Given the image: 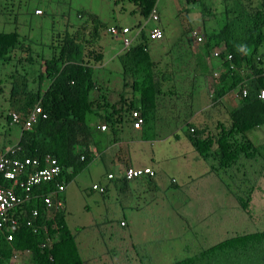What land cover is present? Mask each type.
<instances>
[{
	"label": "clouds",
	"instance_id": "9594fccd",
	"mask_svg": "<svg viewBox=\"0 0 264 264\" xmlns=\"http://www.w3.org/2000/svg\"><path fill=\"white\" fill-rule=\"evenodd\" d=\"M159 1L160 0L156 1L149 16L146 18L142 14L141 7L136 3L137 1L129 0V2L134 3L138 8V11H136L137 22L135 24L137 26L132 28L131 26L121 25L117 22L111 25L107 24L108 26L103 32L101 44L95 48L96 51H98V48L103 45L105 46L104 41L108 36L118 40L122 46L117 52L118 54L115 53L114 58L111 59V61L116 62L115 69L119 74V79L117 78L113 81L111 88H108L104 93L108 100L103 104L100 103L98 115L90 124L93 129H95L96 139L89 148L91 161L86 163V169L83 171H86L91 178H94L98 169L103 168V164L100 161L102 155L114 147L119 148L118 154L121 152L122 139L124 134L126 135L125 131L127 129H131L134 132L132 134H134L138 140L141 139L142 142L140 143H143V140H150L151 136L145 135L144 132L147 120L148 118L152 120L154 116H157L160 97L166 99L167 122L171 127H176L178 132V135L167 137V144H181V146H175L176 152L167 163L169 171L167 181L171 187V191L174 192L177 197L179 195L176 192L177 187L185 188L188 184L198 179L197 175L206 172L205 175L201 177L203 180H198L199 182L195 190V201L197 206L198 208H202L204 212V215L194 217L196 222L192 224V226L195 232L192 233L186 228L185 231L172 229L173 231L169 233V231H171L169 228V231H166L167 234L163 237L162 235H158L154 238L156 241L161 240L162 243L159 244L153 241L154 250L150 252L153 253V256H146L147 250H143L141 247L136 246L131 249L114 247L112 248L113 253H111L110 249H108L103 242L106 241L105 244H109V242H107V238L109 237L104 231L100 234L96 232L94 228L90 229L87 226H83L82 222L80 229L74 231L70 228L68 218L72 214V207L67 204V200L72 195L71 192L75 194V191H70L68 185L57 184L58 192L54 193L52 199L49 198L44 201L46 207V219L44 222L41 220L39 209L35 206H33L30 211L24 209V207L30 205L36 197L28 195L26 191H22L20 195L17 194L15 189L18 185L15 182V176L17 174L26 175L28 173L29 177L27 183L39 187L42 184L54 182L60 177L63 167L60 165L58 158L51 154H47L43 158L20 157L23 152L21 141L24 134L32 131L34 126L38 124L41 119L46 120L48 118V113L45 112L40 102H35L33 106L25 108L18 101H10V93L12 92L11 89L14 81L13 77L21 81L26 76V73L24 76L19 75L24 69L17 68L16 65L20 63L15 60L10 64L12 65L11 68L13 71L10 72L11 75H8V78H10L11 81L7 82L5 87H2L0 84V92L5 95V107H3L5 110L0 116V123H5V125H3L5 138H8L7 143H0V175L5 181H11L13 183L12 187L6 186L5 190L0 189V230L5 227L9 232L6 236L9 242L14 241L15 234L24 224L33 234H42L43 241L40 243L41 245L39 244L41 251L46 252L44 255L47 257L48 261L53 264L55 261L57 244H60V253L62 254V258L57 261L58 264H100L101 262L98 261L99 259L96 257L98 254L103 257L106 256L108 259H113L120 254L128 258L126 253L129 251L143 254L142 260H146L144 264H176L178 262H185V264L239 263L238 257L227 256L226 258L224 255L211 252V249L218 247L232 238L218 242L215 239L204 241L208 239V237L205 235L202 236L204 228L208 231L220 232L222 223L234 217L235 208L233 204L235 202L238 204V209L250 208L251 200L255 198L254 194L256 195L260 190V184L262 179H264V170H262L263 164L261 161V163H259L242 159L243 161L240 165H234L232 167L222 166L220 161H217L212 155L206 153V148H210L212 152L220 148V143H222V127H227L228 129L231 127L232 113L239 106L240 102L247 99L250 94L255 91L253 90L250 92L248 88V84L251 83V80L248 78V75L251 74V68L247 65L238 67L235 64L234 55L227 41H223V38L217 41L211 39L213 49L207 52L205 48L207 39L210 41L209 37L212 35L207 28L219 31L221 24H223V19L225 18V8L228 7L232 11V9L236 7L234 4L239 0H233L232 3H230V0H208L206 5L197 8L195 14H192L190 6H196L200 0H177V3L183 6L184 14L188 20H184L186 23H183V25H172L175 19H170L167 21V27L164 26L162 22L163 17L159 10ZM251 1L252 6L246 9L248 11L247 14L252 16L260 13V16L263 17L261 21L264 20V9L263 7L259 8V6L264 3V0ZM7 2L8 5L6 9L12 14L20 12L21 16L16 18L14 22H12V18H8L5 23L0 25V31L17 33L15 36V46L12 49H7V51H14L12 57L22 61V64L27 63L26 60L30 58V56L23 51V49L29 46L30 42L38 41L44 37L52 39L54 35H60L67 31L72 35L74 34L76 37L80 35L85 38L86 36L88 37L84 31H80L79 29L73 33V29L71 28L75 27L74 24H79L76 18L82 19L81 23L86 24V27L93 25L90 16H94V14L81 10L86 12V15H83L80 14L79 11H76L74 12L76 16L72 19L70 9L68 10V8H65V10L62 11L59 8L60 3H57L55 0H8ZM217 2L223 3L224 8L221 3L219 6H216L215 3ZM133 13H135V11L131 14ZM180 13L182 12L180 11ZM2 14H5V8L0 11V15ZM48 22L51 24L50 32L45 27V24ZM163 28H167V38H165ZM259 31L264 34V25L260 26ZM143 33L147 36L145 41L142 39ZM20 36L24 40V47L19 45ZM61 37L63 36L61 35ZM186 41H188L192 57L190 63L193 68L191 69L189 66L188 69L192 70L195 77V81L191 84L192 90H198L196 84H199V82H196V80L202 79V91L207 98L206 103L200 108L195 107L193 100L194 93L191 94V97H189L190 99L184 101L182 105L179 106V96L177 93H174V91L184 90L185 88L183 85H187V80L181 79L179 76L181 72L174 63H169L167 65L163 63L162 61L164 60L161 59L159 52H156L157 57L151 54L153 49L158 48L157 51H159L163 48V45L159 47L160 45H157V43L168 42V53L174 56L171 49L185 47ZM141 43L145 44L144 52L149 56L145 61L146 63H130L124 66L119 56L127 53L133 46ZM262 43L263 44L259 48V54H264L261 52L264 41ZM37 51L38 49L34 48V57H31L32 61H36L34 58L38 55ZM181 51L177 54L178 57L182 56ZM122 59L125 60L126 58ZM257 60L264 61L261 57H258ZM107 64H109V62ZM226 64L229 66L230 71L237 69V75H240V77L244 79L242 82L238 83L233 91L230 90L221 97H218V90L220 86H222L224 78L227 77L228 79V74L230 73L225 67ZM16 69L19 74L15 72ZM7 70L9 69L5 68V71ZM230 74L233 76V73ZM28 79L30 82V90L35 91L39 83L33 78V74H29ZM153 84L156 85V88L153 87ZM229 87H231V85ZM137 88L141 95L145 94L144 99L147 96L145 99V106H148V114H143V104L138 105L131 100V93L137 90ZM155 92L156 99L153 98ZM256 93L258 99L264 102V89H257ZM169 95L175 97V100L168 98ZM151 98H153L154 105L149 103V99ZM106 103H109V106H107ZM186 112L188 115L184 117ZM9 116L11 119H8ZM172 121L176 122L173 123ZM259 128H264V126L258 127L257 129ZM2 135L3 134L0 132V139ZM194 140L197 142H194ZM263 140L259 145L255 144L252 140L250 141L253 142L255 146H263ZM81 161L85 162V155L81 157ZM157 169L159 173L160 168ZM83 171L76 175L73 182H77V177ZM67 172L72 173L71 169H68ZM250 172H253L250 175L252 178L250 187L251 189L254 187V190L248 195L250 201L248 205L245 206L238 199L240 198L239 196L242 195L240 191H234L224 176L241 181L242 179H246ZM157 177H159V175H157V170L151 166L124 164L123 166L120 165L118 170L115 169L107 174L105 179L108 183L116 182V185L121 187L122 190V187L130 185L133 182L142 179L152 181L157 179ZM241 185L243 188L244 183ZM86 187L87 186L84 185L83 190H85ZM237 187L239 186L237 185ZM19 189H24V184L19 186ZM88 189H90L95 196H99L103 199L111 198V188H109L108 191L107 184L101 181L93 182ZM243 196H247V194L244 193ZM85 202V212L83 214L87 215L89 212H94L88 208L87 199ZM221 211L224 212V219L220 218ZM96 213L97 216L92 215V218L102 217V214H100L101 212ZM61 215H63L62 220H64V222L59 223L57 218ZM124 218L119 221L108 218L111 221L109 224L110 228L114 226L117 228L116 231H112L114 236L117 235L119 228L121 229L120 232H127V223L124 221ZM170 218L171 217L168 218L167 225L172 224L169 222ZM202 225H204V227H202ZM165 227L166 225L164 223V228ZM164 228H154L152 232L157 235L158 232L164 231ZM88 231L95 233L92 236L97 238L101 244L99 247L95 242L90 241L86 237L82 239V246L78 244V237L82 235L83 232ZM77 232L79 233L77 234ZM166 232H162V234ZM64 234H66L67 237L64 236ZM244 236L247 235L240 234L237 237L241 238ZM161 238H163V240ZM66 246H68V253L63 254V250ZM103 247L105 250H103ZM158 250L162 253L161 255H158L156 252ZM170 251L180 252V254L176 255L177 258L175 260L169 261L167 257L164 256L175 255V252L170 254ZM76 254L79 255L80 258H74ZM23 256L28 258L25 264L26 262L27 264H31V257L33 256L32 249L25 248V250L14 251V256L10 259L9 264H18ZM102 262L112 264L109 260H102Z\"/></svg>",
	"mask_w": 264,
	"mask_h": 264
},
{
	"label": "trees",
	"instance_id": "16d2710c",
	"mask_svg": "<svg viewBox=\"0 0 264 264\" xmlns=\"http://www.w3.org/2000/svg\"><path fill=\"white\" fill-rule=\"evenodd\" d=\"M136 1L142 9V14L147 18L157 0ZM263 5L264 3L259 8L263 7L264 9ZM234 6L236 7L232 9L233 12L228 7L225 8V18L219 31L207 28L212 35L209 37L210 41L207 39L205 48L207 52H210L213 49L212 40L217 41L222 38L223 41H227L233 54H236L235 49L237 51L239 48L240 58L237 54L234 55V62L238 67L247 65L251 68V74L248 75L251 83L248 84V88L250 92L255 91L247 99L240 102L234 110L231 116V127L229 129L222 127L220 148L215 152L206 148V153L220 161L222 166L240 165L244 159L245 161L262 162V170H264V145L255 146L247 138L248 132L264 126V102L258 99L256 93L257 89H264V61L257 60L258 57L264 60V54H259V48L264 41V34L259 29L261 25H264V20L261 21L263 17L260 16V13L252 16L247 14L246 9L252 6L251 0L236 1ZM79 13L86 15L84 11H79ZM90 20L93 25H91L92 30L88 37L85 38L82 35L76 37L68 31L54 35L50 44L39 45L38 55L34 58L36 61L31 59L34 57L36 41L30 42L29 46L23 49L30 56L25 64L12 57L14 51H7V49H12L15 46L17 33L0 31V64L10 65L17 60L20 64H17L16 67L29 70L33 74V78L39 83L35 91L30 90L29 73L26 72V76L21 81L12 76L14 81L10 101H18L25 108L33 106L35 102H40L45 112L48 113L46 120L41 119L32 131L24 134L21 141L23 152L20 157L43 158L45 155L51 154L58 158L63 167L60 177L54 182L45 183L39 187L27 183L28 173L15 176V182L18 185L15 189L16 193L20 195L22 191H26L28 195L36 197L24 209L30 211L33 206L38 208L43 222L46 219L44 201L49 198L52 199L54 193L58 192L57 184L68 185L70 190L71 186L76 184L73 182L76 175L86 169V163L91 161L89 148L96 139V133L90 124L98 115L100 103L103 104L108 100L104 93L108 88H111L113 81L119 79V74L115 69L116 62L111 61L115 53L105 51L104 45L99 48L101 51L95 49L101 44L103 32L108 25L96 15H91ZM163 32L167 38V28H163ZM142 39L143 41L147 39L145 33H143ZM19 45L24 47V40L21 36L19 37ZM144 45V43L135 45L127 53L119 56L123 65L137 64L138 62L146 63L145 61L149 56L144 52ZM122 58L126 59L123 60ZM119 59L117 58L118 61ZM108 62L109 65L113 63L114 68H111L107 64ZM225 67L227 71L233 73V76L229 73L228 79L227 77L224 78L226 83L224 86H220L218 97L230 90L233 91L238 83L244 79L237 75V69L230 71L227 64ZM15 72L18 70L16 69ZM230 85L231 87H229ZM153 87L156 88V85L153 84ZM153 98L156 99V92ZM106 105L109 106V103ZM142 109L143 114H148V106H145V103ZM8 119L11 117L9 116ZM194 142L197 141L194 140ZM84 155L85 162H82L81 157ZM68 169H71L72 173H68ZM22 184H24V189L20 190L19 186ZM6 186L12 187L13 183L5 181L0 175V189L5 190ZM253 190L254 187L252 189L250 187L246 192L247 196H239L238 199L243 205H248L250 201L248 195ZM83 193L92 194L93 192L88 189L83 190ZM62 216L57 218L59 223L64 222ZM8 234L9 232L5 227L0 230V264H9L10 259L14 256V251L25 250V248L33 251L31 264H53L44 255L46 252L41 251L40 243L43 241L41 233L35 235L23 224L15 234L14 241L9 242L7 240ZM67 247L64 248L63 254L68 253ZM56 249V253L54 249V264H58L57 261L62 258L60 244H57ZM211 252L224 255L226 258L227 256L238 257L239 264H248V262L250 264H264V231H257L241 238L229 239L211 249ZM74 258L80 257L76 254ZM176 264H185V262Z\"/></svg>",
	"mask_w": 264,
	"mask_h": 264
},
{
	"label": "rangeland",
	"instance_id": "374dc122",
	"mask_svg": "<svg viewBox=\"0 0 264 264\" xmlns=\"http://www.w3.org/2000/svg\"><path fill=\"white\" fill-rule=\"evenodd\" d=\"M57 3H60V9L62 11L65 10V8L70 9L71 17L72 19L76 16L74 12L76 11H81L85 10L86 12L92 13L96 16L99 17V19L108 25H111L115 22L121 24V25H127L131 26L132 28L136 27L137 25V15L136 11H138V8L134 3L129 2V0H55ZM233 0H230V3H232ZM208 3V0H200L196 6L191 5V12L192 14L196 13V10L198 7H202ZM214 4V2L212 1ZM221 2L215 3L216 6H219ZM223 8L224 4L221 3ZM229 4V3H228ZM8 2L7 0H0V11L5 8V14L0 15V25L5 23V21L8 20V18H12V22L15 21L16 18L21 16V13L18 12L16 14H12L11 12L8 11L7 8ZM159 10L161 12V15L163 17V25L167 27V21L170 19H175V21L172 23V25H183V23H186L185 21L188 20L186 18V15L184 14L183 6L177 3V0H160L159 1ZM18 11V9H17ZM131 14L132 12H134ZM180 11L183 13H180ZM77 21H79V24H74L75 27L71 28L73 29V33H75L78 29L80 31H84L86 35H89L91 33L92 27L89 25L86 27V24H82L81 21L82 19L76 18ZM185 20V21H184ZM45 27L47 30L50 32L51 24L48 22L45 24ZM53 39H48L46 37L39 39L36 41V46L34 48L38 49L39 45L44 44L48 45L51 43ZM105 51L108 53H117L121 49V43L118 40L113 39L111 36H108L105 41ZM157 45H163V48L160 49L159 51L158 48H155L151 51V54L154 57H157L156 52L160 53L161 59L164 60L165 64L169 63H174V65L179 68L181 74L179 76L181 79H186L187 80V85H183L185 88L184 90H178L174 91V93H177L179 96V106L182 105V103L191 97V94L194 93V104L195 107H202L206 103V95L202 91V83L203 80H196V82H199V84H196L197 91L192 90V85L193 82L195 81V77L193 75L192 70H189V66H191V54H190V49L188 45V41H186L185 47H180V48H172V52L174 54L171 55L168 53V47L169 44L168 42H160L157 43ZM98 51H101L99 48L97 49ZM182 50V51H181ZM182 52V56L178 57L177 54L179 52ZM261 52L264 53V45L261 49ZM167 62V63H166ZM109 65V64H108ZM12 65H5V64H0V84L2 87H5V84L7 82H10L11 79L8 78V75H11L10 72L13 71L11 68ZM111 68H114V64L111 63L109 65ZM5 68H8L9 70L5 71ZM25 68V67H24ZM110 68V70H111ZM32 74L29 70L24 69L23 71L20 72L19 75L24 76L25 73ZM226 81L222 83L224 86ZM173 93V94H174ZM168 98H171L172 100H175V97L168 96ZM5 107V95L0 92V116L2 115L3 109ZM188 113L186 112L184 117H186ZM175 123L176 121H172ZM5 123H0V132L3 134L0 143H7L8 138H5V131L4 127ZM248 138L252 140L255 144H261L262 140L264 138V128H259L256 129L252 132L248 133ZM264 141V140H263ZM175 146H181L180 143H174V145H166L163 148V152L160 154L159 157V162H160V171H159V177L158 180H163L165 183L168 178V160L174 155L176 152ZM167 167V169H166ZM243 170V169H242ZM244 171V170H243ZM167 173V174H166ZM253 172L249 173V176L246 179H242L241 181L234 180V178L226 177L224 178L227 180L229 185H231L232 189L234 191H240L242 195L248 191L250 188L251 180L252 178L250 175ZM91 176L86 173V171H83L81 174L76 179V184H73L70 188L71 190L75 191L74 196L71 195L69 199L67 200V204L71 205L72 207V214L68 218V223L69 226L72 230L80 229L81 226V220L82 223H87L89 222V219H91L93 216H97L96 212H89L87 215H84L83 213L85 212L84 210V205H85V198L83 194V183L90 181ZM264 179H262V182L260 184V190L257 192L254 199L251 200V205L250 208L248 209H238L237 206L238 204L235 202L233 204V207L235 208V214L234 217H231L227 219L224 223H222L220 227V232H214V231H208L204 228V231L202 232V236L205 235L208 237V239H205L204 241H208L210 239H215L218 242L221 240L224 241L229 238H234L237 237L240 234H252L257 231H264ZM242 183H244V187L242 188ZM239 187H237V185ZM168 186V184H167ZM168 203V202H167ZM194 208H197V206L194 204ZM223 211H221L220 218L224 219L225 215H223ZM102 214V218L106 219L109 218L111 220H117L119 221L120 219L124 218V213L121 209V206L119 204L115 203H108L104 208L103 211L100 213ZM127 216L130 218H136V215H133L129 212V210H126L125 213ZM93 215V216H92ZM169 216L167 215V221H168ZM149 224V229L150 231H153L154 228L156 229H163L164 228V221L162 218L156 214L155 216L150 215L149 217L145 215V223L144 225ZM200 226V225H199ZM204 227V225H202ZM76 233V232H75ZM71 233V234H75ZM79 232H77L78 234ZM93 233L92 231L88 232H83L82 235L78 237V244L82 246V239L86 237L92 242H95L96 245L99 247L101 244L95 238L92 236ZM166 233L162 234V237ZM191 237V236H189ZM163 240V238H161ZM149 243L152 241H155L159 244H161V240H154L151 238H148ZM108 242V241H107ZM170 242V241H167ZM103 243V242H102ZM103 250L105 248L103 247ZM130 252V251H129ZM175 251H170V254ZM180 254V252H175V255H168L164 256L167 257V260H175L177 258L176 255ZM27 257H22L19 261L18 264H25ZM27 264V262H26ZM237 264V263H235ZM239 264V263H238ZM248 264H250L248 262Z\"/></svg>",
	"mask_w": 264,
	"mask_h": 264
},
{
	"label": "crops",
	"instance_id": "0c3cea01",
	"mask_svg": "<svg viewBox=\"0 0 264 264\" xmlns=\"http://www.w3.org/2000/svg\"><path fill=\"white\" fill-rule=\"evenodd\" d=\"M144 95L145 94L141 95L137 88V90L131 93V100L138 105L144 104L146 103ZM149 103L154 105L153 98L149 99ZM158 107L159 110L157 111V116H154L152 120L148 118L144 129L145 135L147 134L151 136L150 140H143V143H140L142 142L141 139L138 140V138L132 134L134 132L131 129H127L125 131L126 135L124 134L125 132L123 133L124 137L122 139L121 152L118 154L119 148L114 147L102 155L100 161L103 164V168L98 169L97 172L94 171L96 172V176L91 178L90 181L84 183V185L87 186L85 190H88L93 182L98 181L107 184L108 191L109 188H111V198L108 199H103L93 194L83 195L84 198L87 199V205L90 210L94 212H102L103 208L108 203H115L121 206L125 215L124 221L127 223V232L122 233L119 228L116 236H114L112 231H116L117 228L115 226L110 228L109 224L111 221L108 218H92L89 222L85 224L82 223L83 226H87L90 229L94 228L95 231L100 234L102 231L106 233L109 237L107 238L109 244H105L106 241H103L106 238L102 241L104 242V245L110 249L111 253H113L112 248L114 247L131 249L136 246L141 247L143 250L146 249V256H153V253L150 252L154 250V244L153 241L148 243V237L154 239L158 235H162V232L169 231V228L171 230L169 233L173 231L172 229L185 231L186 228L193 233L195 232V229L192 224H195L196 222L194 217L204 215L203 209L198 208L195 201V190L196 185L199 182L198 180H203L201 177L204 176L206 172L197 175L198 179L188 184L185 188L177 187L176 192L179 194L177 197L175 193L171 191L168 181H166V183L163 180L157 181L158 177L152 181L142 179L133 182L130 185H125L122 187L123 191L121 190V187L116 185V182L108 183L105 179L107 174L115 169L118 170L120 165L123 166L124 164L151 166L157 170V175H159L157 169L160 168L159 157L163 152L164 146L167 145V137L178 135V132L176 127H171L167 122V100L160 97ZM71 194L74 196L73 192H71ZM194 204L197 208H194ZM126 210H129L131 214L136 215L137 217L130 218L125 214ZM156 214L162 218L166 225L164 231L158 232L157 235L150 231L149 224L146 226L144 225L145 215L149 217L150 215L155 216ZM167 215L171 217L169 221L172 223L171 225H167ZM156 252L158 255L162 254L160 250ZM126 256H128V258L123 257V255L120 254L113 259H108L106 256L103 257L98 254L96 257L99 259L98 261L101 262L100 264H106V262H102V260H109L112 264L146 263V260H142L143 254L127 252Z\"/></svg>",
	"mask_w": 264,
	"mask_h": 264
},
{
	"label": "bare ground",
	"instance_id": "6f19581e",
	"mask_svg": "<svg viewBox=\"0 0 264 264\" xmlns=\"http://www.w3.org/2000/svg\"><path fill=\"white\" fill-rule=\"evenodd\" d=\"M238 51V52H237ZM237 51H236V49H235V52H236V54L238 55V57L240 56V52H239V48L237 49ZM238 53H240V54H238ZM236 54H233V55H236ZM240 58V57H239ZM245 58V57H244ZM243 59V58H242ZM241 60V59H240ZM246 60V59H245ZM165 195V194H164Z\"/></svg>",
	"mask_w": 264,
	"mask_h": 264
}]
</instances>
